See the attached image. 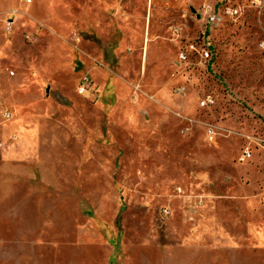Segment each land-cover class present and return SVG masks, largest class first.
<instances>
[{
	"label": "rangeland",
	"instance_id": "rangeland-1",
	"mask_svg": "<svg viewBox=\"0 0 264 264\" xmlns=\"http://www.w3.org/2000/svg\"><path fill=\"white\" fill-rule=\"evenodd\" d=\"M13 1L57 36L0 20V264H264V0ZM113 27L116 98L78 94Z\"/></svg>",
	"mask_w": 264,
	"mask_h": 264
},
{
	"label": "crops",
	"instance_id": "crops-1",
	"mask_svg": "<svg viewBox=\"0 0 264 264\" xmlns=\"http://www.w3.org/2000/svg\"><path fill=\"white\" fill-rule=\"evenodd\" d=\"M22 2H25V0H22ZM19 6L20 2L16 3L15 1H13L11 6L4 7L3 9L0 7V20L3 25V34L5 38H7L4 46H6V44H8L9 41L13 40V38L16 36L18 25L20 26V35L25 29L32 28L34 30L32 32H27L26 34L23 33L22 36H20V38L22 37L21 39L24 38V40L29 42H33L38 39H45L47 37L57 36V32L50 27L48 19H45L42 16L35 17L33 15H24L20 12ZM111 7L114 9L115 7H117V4H114ZM20 18H27L28 22L23 23L24 25L21 26L20 23L22 22H20ZM84 21L86 20L84 19ZM84 21L82 25L83 30L89 29V27L87 26L88 24ZM86 32L88 35L90 34L88 31ZM111 32L113 33V35L110 44L106 42L107 39L105 38V36L98 37L99 30H97L95 34L89 35L93 37L95 41L94 43L85 41L84 47H82L84 56L82 60H80L81 69L85 71L82 73V76L87 74L91 78L94 77L96 78V81L98 83H100L101 85L103 84L105 88H108V91L106 92V100L109 102H112V100L116 98L117 95L114 89L115 78H110L109 74L112 75V73L108 69L111 63H113L114 57L116 55V50H114L112 47H114V44L117 43L114 33V27L112 28ZM94 45L96 46V48H94ZM94 93L96 94L97 90L94 89ZM15 118L16 119L14 120V122H9L10 119L7 121L9 123L7 125L8 129H11L14 134H18V131L20 129L19 133L29 137L34 146L35 140L40 139V135L42 134L44 128L35 120V118L31 114H23Z\"/></svg>",
	"mask_w": 264,
	"mask_h": 264
},
{
	"label": "built area",
	"instance_id": "built-area-1",
	"mask_svg": "<svg viewBox=\"0 0 264 264\" xmlns=\"http://www.w3.org/2000/svg\"><path fill=\"white\" fill-rule=\"evenodd\" d=\"M25 1L31 2V0H25ZM223 12L232 16L238 12V9L234 8L233 6H228V7H225V9H223ZM220 19H221V15L212 9L209 11L207 15L206 23L212 25L213 23L219 21ZM208 39L209 37L202 38V45L200 47V51H198L196 47H194L193 44L190 45L192 49L191 51H193V53L194 51L197 52L199 54V57H201L203 61H209L211 59V51H210L211 42H209ZM186 58H187L186 54L181 55L182 60H185ZM93 87L94 86L91 82V79L87 75H83L78 86L76 87V91L78 94L86 96L94 92ZM213 103H214L213 97L211 95H206L199 101V107H202V108L209 107ZM208 130H209L208 133L211 134L212 130L211 129H208ZM246 153H249V152L246 151Z\"/></svg>",
	"mask_w": 264,
	"mask_h": 264
}]
</instances>
